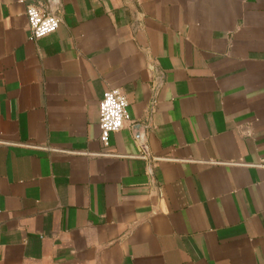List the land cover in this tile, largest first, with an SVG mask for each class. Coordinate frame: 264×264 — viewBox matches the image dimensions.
I'll return each instance as SVG.
<instances>
[{
  "label": "crops",
  "instance_id": "crops-1",
  "mask_svg": "<svg viewBox=\"0 0 264 264\" xmlns=\"http://www.w3.org/2000/svg\"><path fill=\"white\" fill-rule=\"evenodd\" d=\"M0 264H264V0H0Z\"/></svg>",
  "mask_w": 264,
  "mask_h": 264
},
{
  "label": "built area",
  "instance_id": "built-area-1",
  "mask_svg": "<svg viewBox=\"0 0 264 264\" xmlns=\"http://www.w3.org/2000/svg\"><path fill=\"white\" fill-rule=\"evenodd\" d=\"M28 28L32 40H39L54 34L60 28L61 18L50 12L44 4H31L26 8ZM129 101L121 90L107 91L99 103L100 141L110 147L111 135L131 123Z\"/></svg>",
  "mask_w": 264,
  "mask_h": 264
},
{
  "label": "water",
  "instance_id": "water-1",
  "mask_svg": "<svg viewBox=\"0 0 264 264\" xmlns=\"http://www.w3.org/2000/svg\"><path fill=\"white\" fill-rule=\"evenodd\" d=\"M134 130H145L144 129V126H141V125H136L135 127H134ZM143 141H145V139H146V137L145 136H143L142 138H141Z\"/></svg>",
  "mask_w": 264,
  "mask_h": 264
}]
</instances>
